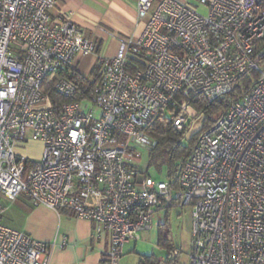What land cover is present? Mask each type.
I'll use <instances>...</instances> for the list:
<instances>
[{
    "label": "built area",
    "instance_id": "obj_1",
    "mask_svg": "<svg viewBox=\"0 0 264 264\" xmlns=\"http://www.w3.org/2000/svg\"><path fill=\"white\" fill-rule=\"evenodd\" d=\"M199 1L204 13L187 0H135L141 33L117 37L87 97L56 109L50 93L76 96L70 74L95 42L67 16L53 20L56 0H0V198L96 222L109 234L101 264H119L153 214L174 206L191 210L188 264H264V0ZM250 71L172 177L138 170L154 118L177 110L187 137L201 118L189 98L213 101ZM30 142L42 144L37 159L16 150ZM3 211L0 264H49L52 246L6 226Z\"/></svg>",
    "mask_w": 264,
    "mask_h": 264
},
{
    "label": "crops",
    "instance_id": "obj_2",
    "mask_svg": "<svg viewBox=\"0 0 264 264\" xmlns=\"http://www.w3.org/2000/svg\"><path fill=\"white\" fill-rule=\"evenodd\" d=\"M187 1L203 8L199 0ZM62 15L82 28L85 36L95 42L93 54L78 56L76 60L75 72L83 76L97 66L100 57L115 55L117 37H137L144 26V20L137 18L135 0H56L52 18L57 20ZM30 144L39 146L36 157L39 158L42 144L30 142L27 145ZM0 203L6 226L52 246L49 264H101L109 247V234L98 233L96 222L78 218L70 210L55 211L43 205H33L24 195L13 201L1 197ZM63 239L66 244L62 246Z\"/></svg>",
    "mask_w": 264,
    "mask_h": 264
},
{
    "label": "trees",
    "instance_id": "obj_3",
    "mask_svg": "<svg viewBox=\"0 0 264 264\" xmlns=\"http://www.w3.org/2000/svg\"><path fill=\"white\" fill-rule=\"evenodd\" d=\"M261 62H264V58ZM97 70L98 67L94 66L88 76L80 75L75 71L71 72L70 79L78 87L76 96L71 99H67L60 98L57 95L50 93L54 107L58 109V107L63 103L79 101L86 98L88 93L92 91L93 87L96 85ZM255 77L256 73L253 71L246 73L237 80L230 92L213 101H208L203 95L191 96L189 98L190 105L202 118L201 130L209 127L216 120V118H218L228 108V106L249 87ZM166 113H168L169 116H166ZM176 116L177 110L169 108L167 112L154 118L146 127V133L156 142L155 146L147 154V174L148 167L151 165H154V168L158 173H160L162 167L164 166L166 167V176L170 178L174 175L177 162L188 156L190 148L193 145L195 137L198 133L184 137L186 131H178L173 126V119ZM184 142L187 144L183 145ZM157 244L159 246L166 247L168 249V254L173 249L169 245L167 231H164L163 229L158 233ZM162 262H166L167 264H178V262L170 260L168 256L165 261H158L157 259L147 257L140 260L138 264H161Z\"/></svg>",
    "mask_w": 264,
    "mask_h": 264
},
{
    "label": "rangeland",
    "instance_id": "obj_4",
    "mask_svg": "<svg viewBox=\"0 0 264 264\" xmlns=\"http://www.w3.org/2000/svg\"><path fill=\"white\" fill-rule=\"evenodd\" d=\"M200 11L204 13L205 9L200 8ZM260 66L264 69V62H261ZM166 116H169L168 113H166ZM201 128L202 118L195 120L193 129L188 136L198 133ZM186 144V142L183 143V145ZM27 146V144L17 145L16 150L20 154L37 159L39 146L36 144ZM136 167L139 171H146L147 154L144 151L140 152L136 158ZM148 174L155 179H164L166 167L163 166L160 173H158L154 165H151L148 167ZM162 229L167 231L169 245L173 249H178L181 252V256L178 258V264H188L187 256L192 245L191 210L189 207L179 206L155 212L152 216L151 230L141 232L137 241L128 242L129 244L123 249L124 252L119 264H138L140 260L147 257L157 259L158 261H165L168 256V249L157 244L158 233Z\"/></svg>",
    "mask_w": 264,
    "mask_h": 264
},
{
    "label": "flooded vegetation",
    "instance_id": "obj_5",
    "mask_svg": "<svg viewBox=\"0 0 264 264\" xmlns=\"http://www.w3.org/2000/svg\"><path fill=\"white\" fill-rule=\"evenodd\" d=\"M163 264H167L166 262H162Z\"/></svg>",
    "mask_w": 264,
    "mask_h": 264
},
{
    "label": "water",
    "instance_id": "obj_6",
    "mask_svg": "<svg viewBox=\"0 0 264 264\" xmlns=\"http://www.w3.org/2000/svg\"><path fill=\"white\" fill-rule=\"evenodd\" d=\"M161 264H163V263H161Z\"/></svg>",
    "mask_w": 264,
    "mask_h": 264
}]
</instances>
